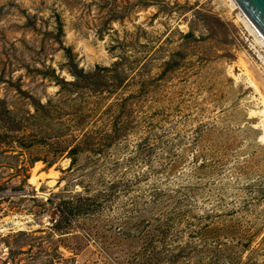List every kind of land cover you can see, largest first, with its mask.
<instances>
[{
    "label": "rangeland",
    "instance_id": "obj_1",
    "mask_svg": "<svg viewBox=\"0 0 264 264\" xmlns=\"http://www.w3.org/2000/svg\"><path fill=\"white\" fill-rule=\"evenodd\" d=\"M242 56L235 0H0V264H264Z\"/></svg>",
    "mask_w": 264,
    "mask_h": 264
},
{
    "label": "bare ground",
    "instance_id": "obj_2",
    "mask_svg": "<svg viewBox=\"0 0 264 264\" xmlns=\"http://www.w3.org/2000/svg\"><path fill=\"white\" fill-rule=\"evenodd\" d=\"M240 67L244 69V71L248 75L252 84L256 87L257 91L261 94V98L264 104V75H262V73L256 67V65H254L253 62H251L246 56H242L241 61H240ZM260 113L263 115L262 121L264 122V109ZM41 164L42 163L37 162L36 165L34 166L32 175L30 177V181L32 183H35L38 186L39 184H41V179L47 177L48 179L51 178L49 180V183L54 185L59 172L55 170L54 168H51L47 172L39 171Z\"/></svg>",
    "mask_w": 264,
    "mask_h": 264
},
{
    "label": "water",
    "instance_id": "obj_3",
    "mask_svg": "<svg viewBox=\"0 0 264 264\" xmlns=\"http://www.w3.org/2000/svg\"><path fill=\"white\" fill-rule=\"evenodd\" d=\"M264 35V0H235Z\"/></svg>",
    "mask_w": 264,
    "mask_h": 264
},
{
    "label": "trees",
    "instance_id": "obj_4",
    "mask_svg": "<svg viewBox=\"0 0 264 264\" xmlns=\"http://www.w3.org/2000/svg\"><path fill=\"white\" fill-rule=\"evenodd\" d=\"M72 162H74V159H73V161Z\"/></svg>",
    "mask_w": 264,
    "mask_h": 264
}]
</instances>
